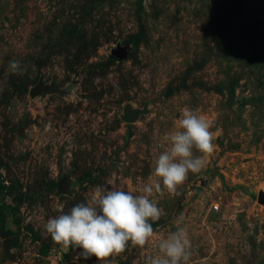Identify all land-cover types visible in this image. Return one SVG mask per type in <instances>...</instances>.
Wrapping results in <instances>:
<instances>
[{"label": "rangeland", "instance_id": "1", "mask_svg": "<svg viewBox=\"0 0 264 264\" xmlns=\"http://www.w3.org/2000/svg\"><path fill=\"white\" fill-rule=\"evenodd\" d=\"M186 107L210 121L215 151L177 196L153 197L149 243L106 261L57 245L45 225L60 205L158 179ZM259 193L264 0H0V264H146L181 215L189 264H264Z\"/></svg>", "mask_w": 264, "mask_h": 264}, {"label": "clouds", "instance_id": "2", "mask_svg": "<svg viewBox=\"0 0 264 264\" xmlns=\"http://www.w3.org/2000/svg\"><path fill=\"white\" fill-rule=\"evenodd\" d=\"M9 70L23 75L27 66L10 61ZM207 117L191 108H184L175 130L166 137L167 146L155 161L153 175L158 178L146 183L142 193L97 185L87 202L73 206L48 219L45 229L52 240L63 248L80 249L82 259L95 257L106 261L123 253L131 243L144 248L154 236L152 224L161 218L162 210L153 199L166 190L177 196L178 188L186 181L189 172L198 173L207 166L215 151V134ZM199 152L201 155H194ZM181 215L175 221L176 230L157 244L158 252L146 259V264H189L192 242Z\"/></svg>", "mask_w": 264, "mask_h": 264}, {"label": "water", "instance_id": "3", "mask_svg": "<svg viewBox=\"0 0 264 264\" xmlns=\"http://www.w3.org/2000/svg\"><path fill=\"white\" fill-rule=\"evenodd\" d=\"M138 113H139V111H137V110L133 111V112L125 110L124 115L122 116V119L125 122H131L137 117ZM257 200L259 202H264V195L262 193H259L257 196Z\"/></svg>", "mask_w": 264, "mask_h": 264}, {"label": "built area", "instance_id": "4", "mask_svg": "<svg viewBox=\"0 0 264 264\" xmlns=\"http://www.w3.org/2000/svg\"><path fill=\"white\" fill-rule=\"evenodd\" d=\"M213 208H214V209H216V208H217V206H216V205H214V206H213Z\"/></svg>", "mask_w": 264, "mask_h": 264}, {"label": "trees", "instance_id": "5", "mask_svg": "<svg viewBox=\"0 0 264 264\" xmlns=\"http://www.w3.org/2000/svg\"><path fill=\"white\" fill-rule=\"evenodd\" d=\"M1 232H5L4 230H1Z\"/></svg>", "mask_w": 264, "mask_h": 264}]
</instances>
